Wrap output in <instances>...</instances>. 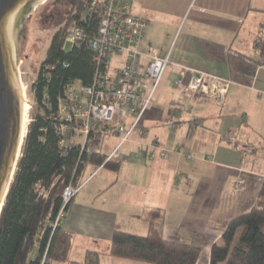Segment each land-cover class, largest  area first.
<instances>
[{
    "label": "crops",
    "instance_id": "1",
    "mask_svg": "<svg viewBox=\"0 0 264 264\" xmlns=\"http://www.w3.org/2000/svg\"><path fill=\"white\" fill-rule=\"evenodd\" d=\"M132 11L146 19L139 49L171 65L142 130L121 144L122 134L102 137L117 168L84 166L61 220L68 258L50 264H151L109 249L114 229L144 235L153 211L163 239L198 247L195 264H209L219 223L246 212L264 181V0H133ZM181 65L232 79L223 104L175 86Z\"/></svg>",
    "mask_w": 264,
    "mask_h": 264
},
{
    "label": "trees",
    "instance_id": "2",
    "mask_svg": "<svg viewBox=\"0 0 264 264\" xmlns=\"http://www.w3.org/2000/svg\"><path fill=\"white\" fill-rule=\"evenodd\" d=\"M91 1L68 0L30 84L35 102L33 116L26 126L21 153L0 210V264H41L43 258L49 264L66 261L72 235L61 222L54 225L59 211L63 218L71 201L64 203V189L81 183L86 164L95 169L118 166L113 156L106 160L108 155L98 150L111 126L97 125L89 132L88 152L82 149L78 136L70 143H60L59 127L64 121L58 116L59 99L64 97L70 81L90 84L96 69L87 42L96 33L103 0H96L99 4L95 7H91ZM73 22L82 28L84 37L68 44L65 37ZM239 69L247 70L242 58ZM72 123L82 125L77 119ZM158 214L151 212L144 235L114 229L109 253L151 264H195L199 248L163 239ZM219 227L222 244L212 245L209 264H264V181L255 203L241 215L220 222Z\"/></svg>",
    "mask_w": 264,
    "mask_h": 264
},
{
    "label": "built area",
    "instance_id": "3",
    "mask_svg": "<svg viewBox=\"0 0 264 264\" xmlns=\"http://www.w3.org/2000/svg\"><path fill=\"white\" fill-rule=\"evenodd\" d=\"M97 4L93 0L90 5L95 7ZM99 5L97 30L87 42L96 63L93 80L86 85L78 80L68 82L58 107L59 119L64 121L59 127L60 143H70L78 136L85 152L90 151L88 134L97 125L111 126L106 131L107 135L122 134L120 144L128 140L134 131L142 130L155 90L165 69L171 64L168 56L159 58L139 49L146 19L133 13V0H103ZM83 37L82 28L73 22L65 42L74 44ZM146 56L148 60L143 62ZM112 58L117 62L111 67ZM260 64L264 68V58ZM233 82L230 78L181 65L174 84L183 86L192 95L204 96L222 105ZM128 115L129 121L126 122ZM75 119L80 120V127L72 123ZM177 149L174 148L175 151ZM112 156L113 153L106 160ZM186 158L190 160L193 156L187 153ZM81 185H68L64 189V203ZM61 218L62 210L57 214L54 225L60 223ZM41 264L49 263L43 258Z\"/></svg>",
    "mask_w": 264,
    "mask_h": 264
},
{
    "label": "water",
    "instance_id": "4",
    "mask_svg": "<svg viewBox=\"0 0 264 264\" xmlns=\"http://www.w3.org/2000/svg\"><path fill=\"white\" fill-rule=\"evenodd\" d=\"M44 0H0V210L23 144L17 47L22 23Z\"/></svg>",
    "mask_w": 264,
    "mask_h": 264
},
{
    "label": "rangeland",
    "instance_id": "5",
    "mask_svg": "<svg viewBox=\"0 0 264 264\" xmlns=\"http://www.w3.org/2000/svg\"><path fill=\"white\" fill-rule=\"evenodd\" d=\"M67 6L68 0H44L37 5L30 16L21 25L22 33L18 41L16 54L19 60L18 70L20 85L24 87L22 99L25 118L24 132L33 116V107L35 104L30 90V84L37 75L39 65L45 57L52 35L58 29L60 20L63 18ZM116 62L117 60L112 58L110 66H114ZM257 160L260 161L259 157L256 158V161ZM220 244H222V242H220Z\"/></svg>",
    "mask_w": 264,
    "mask_h": 264
},
{
    "label": "bare ground",
    "instance_id": "6",
    "mask_svg": "<svg viewBox=\"0 0 264 264\" xmlns=\"http://www.w3.org/2000/svg\"><path fill=\"white\" fill-rule=\"evenodd\" d=\"M21 86V92H22V99H23V95H24V87L22 85ZM24 107L22 105V113H21V139L24 137Z\"/></svg>",
    "mask_w": 264,
    "mask_h": 264
}]
</instances>
